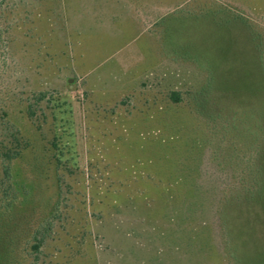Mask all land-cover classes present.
<instances>
[{
	"label": "rangeland",
	"instance_id": "1",
	"mask_svg": "<svg viewBox=\"0 0 264 264\" xmlns=\"http://www.w3.org/2000/svg\"><path fill=\"white\" fill-rule=\"evenodd\" d=\"M0 264H264V0H1Z\"/></svg>",
	"mask_w": 264,
	"mask_h": 264
},
{
	"label": "trees",
	"instance_id": "2",
	"mask_svg": "<svg viewBox=\"0 0 264 264\" xmlns=\"http://www.w3.org/2000/svg\"><path fill=\"white\" fill-rule=\"evenodd\" d=\"M1 1V0H0ZM18 131L15 130L13 133L10 134L11 138V147L8 148L3 146L2 152V175L6 181L11 180V163L19 158L21 155V151L25 148L24 146L20 145V141L17 139ZM9 137V136H8ZM36 246L35 248H37Z\"/></svg>",
	"mask_w": 264,
	"mask_h": 264
}]
</instances>
